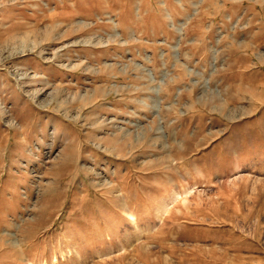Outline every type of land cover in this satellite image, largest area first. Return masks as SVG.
I'll use <instances>...</instances> for the list:
<instances>
[{
  "label": "rangeland",
  "instance_id": "1",
  "mask_svg": "<svg viewBox=\"0 0 264 264\" xmlns=\"http://www.w3.org/2000/svg\"><path fill=\"white\" fill-rule=\"evenodd\" d=\"M12 260L264 264V0H0Z\"/></svg>",
  "mask_w": 264,
  "mask_h": 264
},
{
  "label": "bare ground",
  "instance_id": "2",
  "mask_svg": "<svg viewBox=\"0 0 264 264\" xmlns=\"http://www.w3.org/2000/svg\"><path fill=\"white\" fill-rule=\"evenodd\" d=\"M208 186H209V185H208ZM52 196H53V195H52ZM50 199H51V198H50ZM48 200H49V199H48ZM46 201H47V200H46ZM49 203H50V202H49ZM51 205H52V203H51L50 205H48V206H51ZM53 205H54V204H53ZM87 206H88V205H87ZM44 208H45V207H44ZM47 210H48V209H47ZM122 210H123L122 212H125L124 209H122ZM44 215H45V214H44ZM131 218H132V217H131ZM115 233H116V232H115ZM110 243H111V242H110ZM20 246H21V245H20ZM36 246H37V245H36ZM8 247H9V246H6V248H8ZM26 247H27V246H26ZM30 247H31V245H30ZM30 247H29V249H30ZM43 247H44V246H43ZM10 248H11V247H10ZM10 248H9V249H10ZM12 248H13V247H12ZM23 249H24V248H23ZM29 249H28V250H29ZM41 249H42V248H41ZM5 250H6V249H5ZM12 252H13V251H12ZM15 252H16V251H15ZM24 252H26V251H23V252L20 251V256H21V257H25V256H26V254H24ZM4 253H5L4 256H6V257H7V255L10 254V252H4ZM13 253H14V252H13ZM6 254H7V255H6ZM16 254L19 255L18 252H17ZM36 254H37V253H36ZM36 254H35V256H36ZM32 255H33V254H32ZM42 255H43V254H42ZM11 256H12V255H11ZM6 257H5L3 260H5ZM15 258H16V256H15ZM9 259H10V258H9ZM16 259H17V258H16ZM20 259H21V258H20ZM7 260H8V258H7ZM7 260H6V261H7ZM10 260H11V259H10ZM17 261H18V260H17ZM17 261H16V262H17ZM4 262H5V261H4ZM7 262H8V261H7ZM9 262H10V261H9ZM16 262H15V261L13 262V260H12L11 263H15V264H16ZM17 264H18V262H17ZM22 264H23V263H22Z\"/></svg>",
  "mask_w": 264,
  "mask_h": 264
}]
</instances>
